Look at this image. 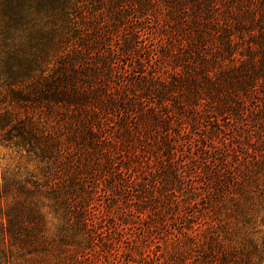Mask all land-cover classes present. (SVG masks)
I'll list each match as a JSON object with an SVG mask.
<instances>
[{
    "label": "trees",
    "instance_id": "trees-1",
    "mask_svg": "<svg viewBox=\"0 0 264 264\" xmlns=\"http://www.w3.org/2000/svg\"><path fill=\"white\" fill-rule=\"evenodd\" d=\"M0 146V264H264V0H0Z\"/></svg>",
    "mask_w": 264,
    "mask_h": 264
},
{
    "label": "rangeland",
    "instance_id": "rangeland-1",
    "mask_svg": "<svg viewBox=\"0 0 264 264\" xmlns=\"http://www.w3.org/2000/svg\"><path fill=\"white\" fill-rule=\"evenodd\" d=\"M233 134L234 136L236 135L234 131L228 132L229 137L233 136ZM241 143H243V141H241ZM243 147L247 148V145L244 144ZM5 171L11 172V173H19L20 175H23L24 177H29L31 175L38 174L36 164L31 163L27 157L20 155L14 149L5 148V147L0 146V173H3ZM132 236H133L132 232L129 231L126 235V237L129 240L127 239L124 241L125 247L133 244L130 240L132 239L130 238Z\"/></svg>",
    "mask_w": 264,
    "mask_h": 264
}]
</instances>
